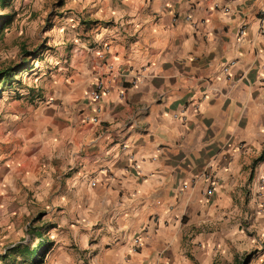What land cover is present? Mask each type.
<instances>
[{
  "label": "clouds",
  "instance_id": "obj_1",
  "mask_svg": "<svg viewBox=\"0 0 264 264\" xmlns=\"http://www.w3.org/2000/svg\"><path fill=\"white\" fill-rule=\"evenodd\" d=\"M0 264H264V0H0Z\"/></svg>",
  "mask_w": 264,
  "mask_h": 264
}]
</instances>
